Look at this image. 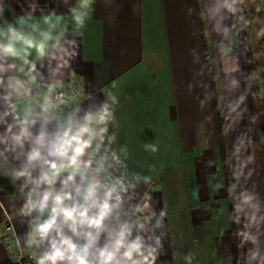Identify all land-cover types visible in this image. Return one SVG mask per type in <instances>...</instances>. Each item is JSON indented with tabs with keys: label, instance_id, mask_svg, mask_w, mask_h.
<instances>
[{
	"label": "crops",
	"instance_id": "0c3cea01",
	"mask_svg": "<svg viewBox=\"0 0 264 264\" xmlns=\"http://www.w3.org/2000/svg\"><path fill=\"white\" fill-rule=\"evenodd\" d=\"M201 1L198 9L196 0H89L88 18L77 30L69 9L80 0H24L18 12L0 0V40L7 41L9 24L47 30L46 17L57 25L54 35L66 29L46 57L33 52L29 64L0 59V153L31 177L24 176L29 188L21 195L0 187V264H19L3 242L5 211L27 243L25 206L47 187L31 182L46 170L41 161L28 160L37 138L53 139L69 117L84 123V113L105 100L115 117L108 125L115 136L109 155L114 151L122 161L108 171L135 183L123 192L144 223L145 245L155 250L150 264H234L236 241L245 264H264V9L257 0H207V14ZM214 45L219 62L215 57L212 67L206 54ZM12 75L30 94L13 97L6 83ZM213 80L227 113L232 146L226 154ZM56 89L77 93L59 115L44 105L45 92ZM23 129L28 135L21 136ZM41 154L51 159L46 148Z\"/></svg>",
	"mask_w": 264,
	"mask_h": 264
},
{
	"label": "clouds",
	"instance_id": "9594fccd",
	"mask_svg": "<svg viewBox=\"0 0 264 264\" xmlns=\"http://www.w3.org/2000/svg\"><path fill=\"white\" fill-rule=\"evenodd\" d=\"M88 7L89 0H80L78 6L69 9L77 30L84 26L88 18ZM44 22L49 25L47 30L41 29L38 24H31L28 25L31 30L24 31L9 24L7 41L0 40V59L11 57L29 64L28 57L33 52L37 58L48 56L52 49L60 45L66 29L54 35L57 25L51 24L47 17ZM24 23L21 21L22 25ZM61 102L58 98L56 105ZM112 103H116L114 98ZM98 105L95 110L84 113V123H76L69 117L51 140L41 133L36 140V147L29 153L30 163L41 161L46 168L38 179L31 182L36 188L47 186L42 192L36 193L39 199H30L25 206L26 214L37 211L43 215L47 212L43 222L32 224L28 236L29 247L36 250L31 256L34 264H150L149 257H153L155 250L146 246L143 236L139 234L144 230V223L137 221L138 234L134 238L129 225L119 229L111 226L114 217L119 219L124 204L119 195L116 196V202L111 203L113 193L118 189L127 191L129 187L134 188L135 183L126 184L125 176L113 178L108 171L122 164V161L114 151L109 155L111 144L115 141V136L108 134V125L115 120L111 105L107 100ZM79 110L77 106L76 111ZM24 135H28L27 129L22 130L21 136ZM14 140L19 143L20 137H14ZM145 147L153 152L158 150L155 145ZM42 148L47 149V156L51 159L41 154ZM101 149L103 154L97 161L96 156L101 153ZM121 151L126 153V149ZM18 175L31 179L27 169ZM134 178L140 180L138 175ZM148 179L144 177L145 182ZM57 182L59 188L55 187ZM101 192L104 197L102 201L99 200ZM164 215L162 212L157 218V226L161 225ZM151 218L146 217L145 222ZM104 233H107L108 240L100 247L98 242ZM81 239L83 243L79 242ZM45 243L49 248L38 253L40 246ZM186 259L190 262L191 257Z\"/></svg>",
	"mask_w": 264,
	"mask_h": 264
},
{
	"label": "built area",
	"instance_id": "2783aa9c",
	"mask_svg": "<svg viewBox=\"0 0 264 264\" xmlns=\"http://www.w3.org/2000/svg\"><path fill=\"white\" fill-rule=\"evenodd\" d=\"M206 57L212 67H214V58L212 53H207ZM62 94V95H61ZM77 93L73 89H56V90H47L44 95V105L49 110L53 111L55 115H59L60 113L68 110L70 106L74 103L76 99ZM60 98L63 102L58 103L56 105L57 99ZM233 175L236 174V171H232ZM119 195L121 197V200L124 201V204L122 206V209L119 213V219L113 218V221L111 222V226L119 229V227L124 225H129L131 227L132 231V238H134L138 234V225L137 221L138 219L133 214V209L131 205L128 203L125 193L123 191H117L113 193L111 203L116 202V196ZM103 192H101L99 196V200H103ZM6 214V227L5 232L2 235L3 242L6 246V250L8 253L13 256L16 261L19 264H34V261L31 259V256L34 251H36L34 248H30L27 243H22V241L19 238L17 228L15 226V223L11 217V215L5 211ZM47 218V212H45L43 215H41L37 211H32L29 214V233L31 232L32 224L34 223H40L43 222L44 219ZM71 235L70 233H67ZM141 235V233L139 232ZM108 236L107 233H104L101 235L100 240L98 242V246L103 247V245L107 242ZM79 242L83 243V240L81 239ZM49 248V245L47 243L40 246L38 249V253H43Z\"/></svg>",
	"mask_w": 264,
	"mask_h": 264
},
{
	"label": "trees",
	"instance_id": "16d2710c",
	"mask_svg": "<svg viewBox=\"0 0 264 264\" xmlns=\"http://www.w3.org/2000/svg\"><path fill=\"white\" fill-rule=\"evenodd\" d=\"M9 1L14 7V10L18 12V8L24 0H9ZM201 2H202L201 0H196L198 9H200ZM203 3H204L203 7H205V10H206L207 0H203ZM206 13H207V10H206ZM206 18L209 23V16L207 15ZM215 45L211 49L214 52L212 53V55H213V58L216 57L217 62H219L218 48L216 47L217 45L216 46ZM207 49L209 50V48ZM212 86H213V96H214V107H215L218 128L220 132L221 146L224 151V154H226L229 151V148H231L232 146L230 144L227 145L228 144L227 142L228 137H227V131H226V128L228 125L227 113L223 106L222 99H221V93L219 92V88H218L216 80H213ZM261 132H262V137L264 139V122L262 123ZM18 173H20V171L14 169L8 163V161L4 158V156L0 155V187L9 194L21 195V194H24L29 188L28 183L26 179L24 178V176H20L18 175ZM235 208H236V205L233 202L234 212H236ZM235 230H236L237 235H239L237 225L235 226ZM234 264H245L244 256L242 254L238 241H236L235 248H234Z\"/></svg>",
	"mask_w": 264,
	"mask_h": 264
},
{
	"label": "water",
	"instance_id": "95a60500",
	"mask_svg": "<svg viewBox=\"0 0 264 264\" xmlns=\"http://www.w3.org/2000/svg\"><path fill=\"white\" fill-rule=\"evenodd\" d=\"M6 83L15 99L30 94V89L20 76L12 75L6 79Z\"/></svg>",
	"mask_w": 264,
	"mask_h": 264
},
{
	"label": "rangeland",
	"instance_id": "374dc122",
	"mask_svg": "<svg viewBox=\"0 0 264 264\" xmlns=\"http://www.w3.org/2000/svg\"><path fill=\"white\" fill-rule=\"evenodd\" d=\"M257 4H260V7H262L264 9V0H257ZM204 12H205V10H204ZM204 17H205V20H206V23H207V18L205 16V14H204Z\"/></svg>",
	"mask_w": 264,
	"mask_h": 264
}]
</instances>
